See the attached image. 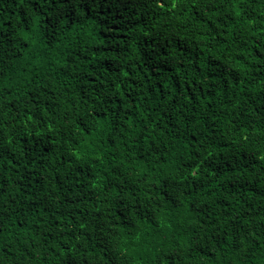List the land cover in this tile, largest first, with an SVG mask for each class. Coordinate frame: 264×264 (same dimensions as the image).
<instances>
[{
    "label": "trees",
    "instance_id": "16d2710c",
    "mask_svg": "<svg viewBox=\"0 0 264 264\" xmlns=\"http://www.w3.org/2000/svg\"><path fill=\"white\" fill-rule=\"evenodd\" d=\"M0 264H264V0H0Z\"/></svg>",
    "mask_w": 264,
    "mask_h": 264
}]
</instances>
